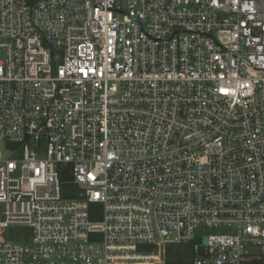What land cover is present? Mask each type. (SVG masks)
<instances>
[{"label":"built area","instance_id":"obj_1","mask_svg":"<svg viewBox=\"0 0 264 264\" xmlns=\"http://www.w3.org/2000/svg\"><path fill=\"white\" fill-rule=\"evenodd\" d=\"M0 204V264H264V0H0Z\"/></svg>","mask_w":264,"mask_h":264},{"label":"trees","instance_id":"obj_2","mask_svg":"<svg viewBox=\"0 0 264 264\" xmlns=\"http://www.w3.org/2000/svg\"><path fill=\"white\" fill-rule=\"evenodd\" d=\"M70 179L65 178L64 181L69 182ZM73 189V188H72ZM73 193L64 194L66 198H74L75 197V190L72 191ZM185 249L181 246H170L167 248V255H166V264H191L189 258L185 255Z\"/></svg>","mask_w":264,"mask_h":264},{"label":"rangeland","instance_id":"obj_3","mask_svg":"<svg viewBox=\"0 0 264 264\" xmlns=\"http://www.w3.org/2000/svg\"><path fill=\"white\" fill-rule=\"evenodd\" d=\"M4 210H5V206L3 204H0V217L3 216ZM23 232L24 230L20 228H17L15 231H13L12 229L0 230V238L11 239L12 235H16L20 240H24L26 236L24 235Z\"/></svg>","mask_w":264,"mask_h":264},{"label":"water","instance_id":"obj_4","mask_svg":"<svg viewBox=\"0 0 264 264\" xmlns=\"http://www.w3.org/2000/svg\"><path fill=\"white\" fill-rule=\"evenodd\" d=\"M1 220V219H0Z\"/></svg>","mask_w":264,"mask_h":264}]
</instances>
